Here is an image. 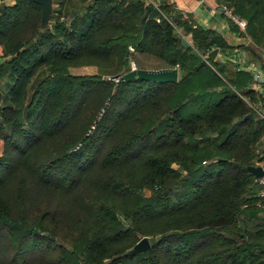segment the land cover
I'll use <instances>...</instances> for the list:
<instances>
[{"label":"trees","instance_id":"1","mask_svg":"<svg viewBox=\"0 0 264 264\" xmlns=\"http://www.w3.org/2000/svg\"><path fill=\"white\" fill-rule=\"evenodd\" d=\"M68 2L64 12L51 8L43 28L39 3L0 5V139L8 145L0 184L42 133L67 126L87 91L109 95L77 146L33 157L24 176L0 189V264H44L29 239L45 256L58 251L61 264H264L258 184L246 168H264V118L238 94L249 73L230 79L223 65L183 46L177 29L190 26L172 4ZM228 2L264 48V22L256 25L264 0ZM192 31L197 49L215 38ZM127 45L138 67L177 65V80L119 79L109 91L101 77L68 70L117 72ZM142 235L150 245L125 254Z\"/></svg>","mask_w":264,"mask_h":264},{"label":"crops","instance_id":"2","mask_svg":"<svg viewBox=\"0 0 264 264\" xmlns=\"http://www.w3.org/2000/svg\"><path fill=\"white\" fill-rule=\"evenodd\" d=\"M15 0H0V5H11ZM57 8L62 12L70 8V1L73 5H77L76 0H52ZM56 1H61L57 4ZM146 3L147 0H141ZM163 4H172V6L181 13L182 19L190 26L189 29L184 30L180 28V37H184L188 45L191 46L200 58L207 63L209 60L215 61L218 65H223V74L235 79V71L243 69L247 71L250 77L246 80L241 88L247 89L246 93H238L241 97L243 95L252 96L253 106L258 115L264 118V82L257 83L251 77L252 71L263 68L261 62L264 57V48L261 44L256 43L250 34L244 28H240L236 22L227 14L223 8V4L229 6L228 0H156ZM72 7V5H71ZM232 7V6H231ZM233 11V10H232ZM234 13V12H233ZM236 15V14H235ZM49 18V17H48ZM42 20L40 22L41 28L50 24V20ZM63 15L61 14V18ZM245 20V19H244ZM257 27L259 23L264 22V19L257 20ZM193 28H200L202 30H210L212 41L205 45L202 41L203 48H196L194 41ZM257 29V28H256ZM209 38V37H208ZM210 50H214L213 57L207 56ZM6 56H0L2 61ZM264 69V68H263ZM5 78L0 79L2 82ZM0 90L2 87L0 86ZM262 166V165H261Z\"/></svg>","mask_w":264,"mask_h":264},{"label":"rangeland","instance_id":"3","mask_svg":"<svg viewBox=\"0 0 264 264\" xmlns=\"http://www.w3.org/2000/svg\"><path fill=\"white\" fill-rule=\"evenodd\" d=\"M52 7L54 8L52 12L53 13L57 12L56 11L58 9L57 6L51 3V8ZM48 20H50V18H48ZM135 54H136L135 51L134 52L129 51V53H127V63H128L129 58H134V61H135V58H136ZM135 64H136V61H135ZM126 69H127V64L119 67L117 72H108V71L99 72L94 64H79V65L71 64L68 66L69 72L73 74L89 75V76L94 75V76H99L102 79L108 81L109 91H110V88L112 89L115 88L116 86L115 83H117V81H114L107 77L115 75L114 73L121 75V73L126 71ZM119 79H121V77ZM101 89L102 88L98 87V88L90 89L89 91H87L83 104L79 106L76 112H73V117L72 119L69 120L67 126H64L62 129L60 128L59 130H57V133H53V134L42 133L37 140L33 141L31 143L32 145L30 146L28 150L30 151L29 156L27 153V157H26L27 160L25 162L21 161L19 163L17 168H15V172L12 174V176L10 175L11 177L9 176L7 181L0 184V189L2 188L7 189L8 186L17 182L18 178L24 176L27 172L26 162L31 161L33 157L39 160H45V159H49L50 157H53L55 154H58L60 152L63 153V148H65L67 144L69 143L71 144L77 143L76 144L77 146L78 143L81 142L80 139L82 137L83 130L87 127L88 123L91 122L92 124L91 123L89 124V128L87 129V131L90 130V128L93 126L92 120L95 118L97 119L101 115V113L103 112L105 108V104H107L109 100L108 93L106 95H103V93L101 92ZM243 98L251 104L253 110H256L253 106L252 96L243 95ZM115 102H116L117 107H120V108L123 107V104H120L119 101H115ZM0 103H2V100L0 101ZM261 139L264 140V137H262ZM260 147L262 146L260 145ZM6 148H8V145H6L5 142L2 139H0V153L1 151L3 152V150H5ZM58 167H60V165H58ZM0 193H2V191H0ZM257 215H259L260 217L261 216L264 217V214L260 210H258ZM149 238L152 240L151 237ZM137 240L138 238L136 239V241ZM28 244L32 246H36L34 247L33 252L35 254L40 255L42 259L45 260L44 264H61V261L55 258L59 253L58 251L48 253L45 256V252H42L43 247H39V244H41V242H39L38 239L36 240L29 239ZM30 255L34 256L31 252H30ZM116 264H120V263H116Z\"/></svg>","mask_w":264,"mask_h":264},{"label":"water","instance_id":"4","mask_svg":"<svg viewBox=\"0 0 264 264\" xmlns=\"http://www.w3.org/2000/svg\"><path fill=\"white\" fill-rule=\"evenodd\" d=\"M40 4L41 6V19L44 21L49 17L51 11V0H33ZM180 42L183 46H187L188 43L184 37H180ZM214 50H210L207 53V56L213 57ZM261 65L264 68V57L261 62ZM121 79L133 80V79H148L154 81H175L178 77V68L177 65L170 67H134L130 68L120 75ZM229 85L225 84L220 87L221 90L228 89ZM251 114L248 113V116ZM247 170L252 172L255 176H260L264 174V168L260 164H249L247 165ZM150 245L149 238L146 235H142L139 239L126 251L125 254L134 253L139 250H144ZM258 262L263 263L264 259H260Z\"/></svg>","mask_w":264,"mask_h":264},{"label":"built area","instance_id":"5","mask_svg":"<svg viewBox=\"0 0 264 264\" xmlns=\"http://www.w3.org/2000/svg\"><path fill=\"white\" fill-rule=\"evenodd\" d=\"M146 3H151L153 5V7H155L158 11H161L160 7H159L160 3L158 1L147 0ZM223 8L225 9L227 14L236 22V24L240 28L245 27V20L243 18L235 15L232 11L231 6H227V5L223 4ZM60 18H61V16H60ZM177 31L180 33L179 29H177ZM127 48H128V51H130V52L135 51V49L131 45H127ZM134 67H137L135 64L134 58H129L126 70H128L130 68H134ZM251 77H252L253 81H255L257 83L264 81V69L263 68L255 69L254 71H252ZM107 78L112 79L114 81H118V79L120 78V74L108 76ZM254 180L258 184L257 195L259 196V200L257 201V204L260 206V211L264 214V174H262L260 176H255Z\"/></svg>","mask_w":264,"mask_h":264}]
</instances>
